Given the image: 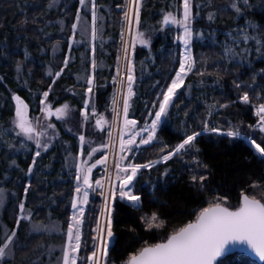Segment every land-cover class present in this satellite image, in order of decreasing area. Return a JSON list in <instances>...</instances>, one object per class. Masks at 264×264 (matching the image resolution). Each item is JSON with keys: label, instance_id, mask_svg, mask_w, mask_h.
Segmentation results:
<instances>
[{"label": "trees", "instance_id": "trees-1", "mask_svg": "<svg viewBox=\"0 0 264 264\" xmlns=\"http://www.w3.org/2000/svg\"><path fill=\"white\" fill-rule=\"evenodd\" d=\"M78 1L56 0V6L63 3L61 7L48 10L52 0H0V122L6 128L12 129L9 122L15 112L14 94L29 106L33 115L39 114L41 95L49 93V99L55 106L68 102L78 117L85 100L86 86L78 85L76 80L83 74L80 65L90 68V62L80 63L79 54L84 46L69 52L68 38L72 36ZM95 1L104 30L94 55V64L98 66L94 107L98 113L105 114L114 90L109 80L118 65L126 0ZM169 1L179 0H145L142 9L140 22L148 23L154 30L149 34L153 37L150 49L138 42L134 45L136 81L130 117L138 126L152 119L179 66L178 48L159 23L161 14L168 12ZM232 2L209 0L204 12H214L219 20L226 22L222 27L227 30L236 19V14L230 9ZM60 17L65 20L62 34L57 27L48 25ZM204 18L195 25L208 27ZM244 19L256 26L254 36L259 41L256 46L254 41L246 45L252 51L249 58L241 56L239 61L226 62L217 45L208 42L192 44L195 69L176 97L171 117L160 126L157 140L133 152L129 162L139 166L159 162L187 137L199 133L192 144L193 155L188 150L143 169L133 188V196L138 197L139 202L136 208L125 200L114 202L111 218L114 242L108 249L105 264H127L144 247L165 242L210 206L222 205L235 210L244 194L264 205V157L243 139L200 134L209 114H212V126L208 129L228 131L230 127H240L243 132L255 129L257 118L252 105L260 104L264 99V0H248L238 26H242ZM95 22L97 25L96 19ZM209 24L212 28V23ZM214 26L219 27L217 24ZM98 27L101 28L99 24ZM73 37L77 42L82 40L79 34L75 33ZM53 50L60 53L54 55ZM43 51L45 54H41ZM68 53L75 56V61L67 67ZM48 68L52 74H48ZM56 72L60 73L57 78L54 77ZM247 93L250 94L248 104L241 101ZM57 129L61 142L72 144L73 152L76 151L75 136L65 132L62 124L58 123ZM95 133L98 141L102 133L97 128ZM246 136L252 138L264 153V135L254 130L246 132ZM0 138H3L1 134ZM60 152L58 142L36 162L39 168L30 178H27L26 171L33 152L24 158L16 156L14 166L11 160H6L5 152L0 154V180L8 177L9 182L5 184L8 190H16V197L7 203L0 223L6 224L7 236L16 228L17 242L14 245L21 246L15 259L19 262L23 258H31L45 241L41 235L26 237L24 234L25 224L18 219L23 196L32 224L45 227L51 213L62 224L63 230L67 227L69 210L66 203L57 200L53 204L54 198L64 194L69 186L54 181L65 164ZM89 200L91 209L86 214L84 226L87 229V236L83 239L84 261L93 252L88 242L97 223L100 204L99 201L96 204L93 198ZM95 204L97 207L94 209ZM150 219L155 222L149 223ZM2 243L0 236V247ZM44 259L41 255L39 263L46 264ZM218 264L257 263L243 254H233Z\"/></svg>", "mask_w": 264, "mask_h": 264}, {"label": "rangeland", "instance_id": "rangeland-1", "mask_svg": "<svg viewBox=\"0 0 264 264\" xmlns=\"http://www.w3.org/2000/svg\"><path fill=\"white\" fill-rule=\"evenodd\" d=\"M78 2L79 9L72 36L68 38L69 52L84 46V50L79 54L80 63L90 62L89 69L80 65L83 74L76 80L78 85L86 86L85 100L78 117L75 116V108L68 102L55 106L54 102L49 99L48 93L41 95L38 115L31 114L29 106L23 100L19 101L20 105L14 101V117L9 122L12 129L6 128L0 122V134L3 137L0 138V154L5 152L6 160L12 161L11 165H15L16 161L13 159L16 156L21 155L24 158L29 152H33L31 163L26 171L27 178L33 176L39 168L36 162L56 143H60V155L64 157L65 164L61 166L58 174L56 173L57 177L54 181L57 184H68L69 186L64 194L54 198L53 204L55 205L57 200H63L66 203L69 210L67 227L63 230L62 224L53 218L51 213L48 214L49 221L45 227L40 224H32L30 215L24 207L25 196H23L19 204L18 219L25 224L26 231L24 234L26 237L39 235L45 237V241H43L45 246H39L31 258H23L19 262L15 259V256L18 255L19 246H21V244L14 245L17 242L16 228L10 236H7L6 224L0 223V236L3 240L0 247V264H8L9 262L40 264L41 255H44L46 264H105L108 249L114 242V235L111 231L114 202L116 200L138 199V197L133 196V188L143 169L165 162L188 150L193 155L192 144L199 133L187 137L174 148V151L167 158L159 162L145 166L129 162L133 152L135 153L157 140L156 133L160 126L171 117L174 101L183 88L185 80L195 69L192 44L194 42H208L217 45L223 52L226 62H230L239 61L241 56L249 58L252 51L246 45L251 41L255 42V46L259 43L254 36L256 26L253 23L244 19L242 26L237 24L243 18V6L247 5L248 0H233L230 9L236 14V19L227 30L222 27L223 23L226 22L219 20L214 12L210 10L204 12L207 9V4H210L209 0H197V2L196 0L169 1L167 4L168 12L160 13L159 23L163 28L162 30H166L165 32L170 34L175 47L178 48L179 66L171 83L164 91L152 119L148 123L138 126L137 122L130 117V108L134 98L133 86L136 81L134 45L138 42L150 49L153 37L149 34L154 30L148 23L145 25L144 22H140L145 0H126L118 65L109 80V83L114 86V90L105 114L98 113L94 107L95 79L98 70V66L94 64V55L97 42L104 30L102 27L103 20L95 0H79ZM55 4L56 0H52L47 9L56 10L63 3L58 6ZM202 17H205L204 21L208 27L200 28L195 25L197 21H202ZM95 19L98 22L97 25ZM165 19H172L173 21L167 20L165 22ZM64 23L65 20L60 17L48 25L57 27L59 33L62 34ZM209 23H212V28ZM98 24L101 28L98 27ZM214 24L219 25V27H215ZM75 33L81 36L80 42H77L73 37ZM53 51L55 52L54 55L60 53ZM41 54H45V52L43 51ZM26 56L29 59L27 53ZM74 61L75 56L68 53L65 66L68 67ZM47 72L48 74L53 73L49 68ZM19 74L20 72H18ZM27 75L29 76V73ZM59 75L60 73L56 72L54 77L57 78ZM248 94L243 96L241 100L243 103H250ZM122 99L124 100L123 106H120ZM262 100L264 101L261 99L260 104L252 105L257 118L255 129H252V132L258 130L260 134L264 135V102ZM45 111H57V114L47 118ZM211 116L212 114H209L205 119L204 128L200 134L210 133L243 139L257 154L264 157L261 147L255 144L252 138L246 136V132L252 133L250 130L243 132L240 127H230L228 131L208 129V126H212V124L210 125ZM97 121H99L98 124ZM58 123L63 125L65 132L75 136L76 151L73 152L72 144L61 142V134L57 129ZM98 126L102 136H98L99 140L96 141L95 128L98 129ZM127 181L129 182L128 186L123 187V183ZM8 182V177L0 180V217L7 203L16 197V190L9 191L5 185ZM16 183H19L18 178ZM91 198L96 200V204L98 201L100 204L97 223L88 242L93 248V252L84 261L83 239L85 235L87 236V229L84 226L86 214L91 209L89 200ZM96 204L94 209L97 207ZM154 222V219H150L149 223ZM42 252L43 254H41Z\"/></svg>", "mask_w": 264, "mask_h": 264}, {"label": "water", "instance_id": "water-1", "mask_svg": "<svg viewBox=\"0 0 264 264\" xmlns=\"http://www.w3.org/2000/svg\"><path fill=\"white\" fill-rule=\"evenodd\" d=\"M13 100L20 105L17 94ZM45 114L50 118L57 111ZM128 184L123 183V187ZM125 201L134 208L139 204L136 198ZM233 254L264 264V205L246 194L241 196L237 209L210 206L165 242L144 247L127 264H218Z\"/></svg>", "mask_w": 264, "mask_h": 264}, {"label": "built area", "instance_id": "built-area-1", "mask_svg": "<svg viewBox=\"0 0 264 264\" xmlns=\"http://www.w3.org/2000/svg\"><path fill=\"white\" fill-rule=\"evenodd\" d=\"M123 102H124V100L122 99V100H121V105H120V106H122ZM121 111H122V110H121ZM120 121H121V115H120Z\"/></svg>", "mask_w": 264, "mask_h": 264}, {"label": "flooded vegetation", "instance_id": "flooded-vegetation-1", "mask_svg": "<svg viewBox=\"0 0 264 264\" xmlns=\"http://www.w3.org/2000/svg\"><path fill=\"white\" fill-rule=\"evenodd\" d=\"M15 101V100H14ZM19 101H20V98H19ZM16 102V101H15ZM17 103V102H16ZM18 105V104H17Z\"/></svg>", "mask_w": 264, "mask_h": 264}, {"label": "bare ground", "instance_id": "bare-ground-1", "mask_svg": "<svg viewBox=\"0 0 264 264\" xmlns=\"http://www.w3.org/2000/svg\"><path fill=\"white\" fill-rule=\"evenodd\" d=\"M122 106H123V104H122Z\"/></svg>", "mask_w": 264, "mask_h": 264}]
</instances>
